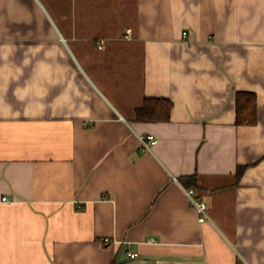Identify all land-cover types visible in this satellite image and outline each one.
<instances>
[{"label":"crops","instance_id":"0c3cea01","mask_svg":"<svg viewBox=\"0 0 264 264\" xmlns=\"http://www.w3.org/2000/svg\"><path fill=\"white\" fill-rule=\"evenodd\" d=\"M0 264H264V0H0Z\"/></svg>","mask_w":264,"mask_h":264},{"label":"trees","instance_id":"16d2710c","mask_svg":"<svg viewBox=\"0 0 264 264\" xmlns=\"http://www.w3.org/2000/svg\"><path fill=\"white\" fill-rule=\"evenodd\" d=\"M258 101L256 93L238 91L235 94L236 124L255 125L258 120ZM173 103L168 98L147 97L141 107L136 110V121L139 122H164L170 118ZM182 182L187 188L197 187L195 175L182 177Z\"/></svg>","mask_w":264,"mask_h":264},{"label":"built area","instance_id":"2783aa9c","mask_svg":"<svg viewBox=\"0 0 264 264\" xmlns=\"http://www.w3.org/2000/svg\"><path fill=\"white\" fill-rule=\"evenodd\" d=\"M184 36H186V33H184ZM99 48L102 49L103 48V44L99 43ZM140 140V144L142 146V148L144 149H149L151 145L156 144L157 140L156 138L151 135H141L139 137ZM188 193L190 194V196L194 193L193 189H190L188 191ZM3 200H6V198H3ZM192 200V204L197 212L198 215V220L200 223L205 222L208 219L207 216V209H208V205L206 203V201H204L203 199L197 198V197H191ZM105 243L109 242V238H105L103 240ZM138 256V253H129V257L131 258H136Z\"/></svg>","mask_w":264,"mask_h":264}]
</instances>
